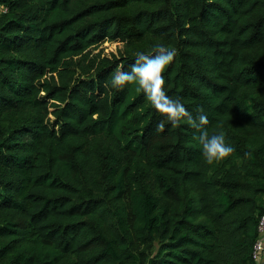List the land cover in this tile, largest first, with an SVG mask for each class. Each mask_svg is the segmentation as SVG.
<instances>
[{"label": "trees", "instance_id": "obj_1", "mask_svg": "<svg viewBox=\"0 0 264 264\" xmlns=\"http://www.w3.org/2000/svg\"><path fill=\"white\" fill-rule=\"evenodd\" d=\"M0 6V264H258L264 0ZM105 40L125 55L89 63ZM158 44L167 93L235 149L223 161L135 84L110 87Z\"/></svg>", "mask_w": 264, "mask_h": 264}, {"label": "clouds", "instance_id": "obj_2", "mask_svg": "<svg viewBox=\"0 0 264 264\" xmlns=\"http://www.w3.org/2000/svg\"><path fill=\"white\" fill-rule=\"evenodd\" d=\"M174 56L175 50L163 44L156 45L148 53L137 52L131 70L117 71L111 78L110 87L123 90L126 86L135 84L137 90L143 93L150 106L161 114L164 120L176 125L186 118L199 131L197 139L204 161L209 165L221 162L235 152V149L226 143L225 134L216 132L210 135L206 127L209 124L207 116L201 114L193 119L181 99L173 98L166 91L164 72ZM163 127L162 121L158 129Z\"/></svg>", "mask_w": 264, "mask_h": 264}, {"label": "rangeland", "instance_id": "obj_3", "mask_svg": "<svg viewBox=\"0 0 264 264\" xmlns=\"http://www.w3.org/2000/svg\"><path fill=\"white\" fill-rule=\"evenodd\" d=\"M3 10V6H0V13ZM126 43L121 41L105 40L91 49L89 55V63L97 65L99 60L104 57L116 56L120 57L125 55Z\"/></svg>", "mask_w": 264, "mask_h": 264}, {"label": "built area", "instance_id": "obj_4", "mask_svg": "<svg viewBox=\"0 0 264 264\" xmlns=\"http://www.w3.org/2000/svg\"><path fill=\"white\" fill-rule=\"evenodd\" d=\"M257 231L258 234L264 233V213L259 217L258 224H257ZM264 248L262 242L257 240L253 245V258L257 259L258 252Z\"/></svg>", "mask_w": 264, "mask_h": 264}, {"label": "crops", "instance_id": "obj_5", "mask_svg": "<svg viewBox=\"0 0 264 264\" xmlns=\"http://www.w3.org/2000/svg\"><path fill=\"white\" fill-rule=\"evenodd\" d=\"M264 245V233L259 234L258 239ZM258 264H264V248L258 252V257L256 259Z\"/></svg>", "mask_w": 264, "mask_h": 264}]
</instances>
